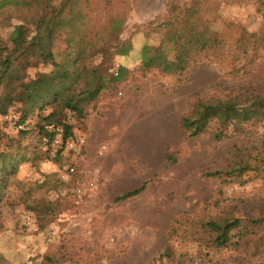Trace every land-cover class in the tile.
<instances>
[{"label": "rangeland", "instance_id": "374dc122", "mask_svg": "<svg viewBox=\"0 0 264 264\" xmlns=\"http://www.w3.org/2000/svg\"><path fill=\"white\" fill-rule=\"evenodd\" d=\"M192 23L216 40L210 33L203 51L195 45L186 69L168 73L157 60L143 66L145 52L174 59L172 33L188 34ZM18 25L26 41L15 53L10 36ZM35 36L38 48L79 75L80 93L105 82L81 101L84 115L71 120L73 137L56 158L34 150V133L12 124L29 102L15 100L13 121L0 120V152L8 155L0 158V180L7 173L0 264H264V248H214L192 235L193 224L201 231L215 215H264V113L220 139L214 120L196 135L182 126L198 101L251 89L241 102L251 105L264 94V0H0V69L10 54L11 93H21L19 80L34 84L53 68L31 55ZM125 42L129 50L119 54ZM113 62L121 65L118 79L108 70ZM235 164L245 168L230 172Z\"/></svg>", "mask_w": 264, "mask_h": 264}, {"label": "trees", "instance_id": "16d2710c", "mask_svg": "<svg viewBox=\"0 0 264 264\" xmlns=\"http://www.w3.org/2000/svg\"><path fill=\"white\" fill-rule=\"evenodd\" d=\"M52 18L55 19L57 17ZM51 22V20L46 21V25H50ZM190 26L192 32L188 34H179L177 28H175L172 33V37L175 36L174 59L168 60L162 53L156 57H150L147 52H145L143 53V66H149L157 60L160 61L158 64L161 66L162 70L168 73L186 69L190 61H195L194 57H191L190 55L194 46L200 45L198 51L201 52L204 47L209 45L213 37L210 34L212 32L198 29L196 23H192ZM22 30L23 27L18 25L10 36L12 52L17 53L18 48L26 41V37ZM50 32L51 31H48L47 33V42L49 36H51ZM212 34L214 35L213 39L216 40L215 33L213 32ZM28 43L29 48H31V55L42 58L46 63L50 62L53 68L49 73H40L38 77H36L34 84H30L29 82L20 83L19 80V86L22 87L21 93H11L5 90V88L9 86V83L14 81V74L11 73V55L8 54L4 57L1 63L2 69H0V84L5 85L0 91V120H2V125H8L13 121L12 119H7V115L15 100L23 103L29 102V109L20 110L17 121L12 124L19 131L24 132L26 137L34 133L37 142L32 148L34 150L41 149L53 159L62 155L64 144L68 139L73 137V125L71 120L79 118L82 113L84 115L85 106H82L83 103H81V101L83 100L86 102L85 104H87L93 100L104 84L105 79L103 77L98 78L95 87H88L85 91L80 93L77 91V87L73 86L75 79L78 78L79 75H72L63 63L54 59L49 49L47 51L46 48H38L37 45H39V43L37 42L36 36L32 37L31 41ZM123 44L125 47L119 50V54H125L129 50L128 43L125 42ZM146 49L147 47H144V50ZM76 61L77 60L74 59V63ZM112 64L113 63H111L108 68L109 72ZM110 74L113 79H118L120 73L117 76L113 75L112 72H110ZM67 81H70V83ZM66 82L67 84H65L60 90L59 87ZM253 92L254 91L251 89L240 91V93L235 90L223 98L217 96L212 100L198 101L193 109V114L189 116L186 115L182 118V126L184 130L189 131L190 135H196L206 130V128H208L207 126L213 120L216 124L215 137L218 139L226 136L227 131L232 130L233 133H237L244 130V125L247 124L246 122H248L254 115L264 113V94L259 93L256 95V100L251 103V105L256 107L254 109H251V105H241V102L248 101L252 98L251 94ZM55 103H63L65 108L62 111L52 108V105ZM47 106H51V110L48 113L43 114L42 111L47 109ZM67 111L71 112L70 118L67 116ZM31 116L36 117L35 124L32 126L33 128H29L26 124V120ZM59 128L62 129V146L56 150V156L54 155L55 157H51V141ZM44 137L48 139L47 143H44L46 145L45 147H43L41 143V140ZM7 156V154L0 152V158H2V161H5ZM22 158L23 157L16 159L15 161L17 162L11 165L13 171L15 170L16 165L22 162ZM243 168L235 164L230 168V172H235L236 170L240 171L243 170ZM13 171H8V174ZM6 176L7 173L4 174L3 178L0 180L1 183L6 180ZM1 189L2 187L0 185V191ZM137 192L138 190L126 192L118 197V199L132 196ZM199 228L201 231H198L193 224V239L195 240V236H197V238H200L199 236H204V240L209 247L226 248L229 246L236 247L242 244L246 245V248L253 246L254 253L264 248V215L260 217L215 215L207 220L201 221ZM258 233H261V235L256 241H254L256 238L253 239L252 236Z\"/></svg>", "mask_w": 264, "mask_h": 264}, {"label": "built area", "instance_id": "2783aa9c", "mask_svg": "<svg viewBox=\"0 0 264 264\" xmlns=\"http://www.w3.org/2000/svg\"><path fill=\"white\" fill-rule=\"evenodd\" d=\"M121 70V65L118 62H113L111 68H110V72H112L113 75L117 76L120 73ZM67 116L68 118L71 117V112L67 111ZM58 132L56 133V135L54 136V138L51 141V150L54 149V151H56L57 149H59L62 146V138H61V133H62V129L59 128L57 129ZM80 142L82 143L84 141V139L82 137L79 138ZM48 139L46 137L43 138V142L47 143ZM72 170V169H70Z\"/></svg>", "mask_w": 264, "mask_h": 264}]
</instances>
